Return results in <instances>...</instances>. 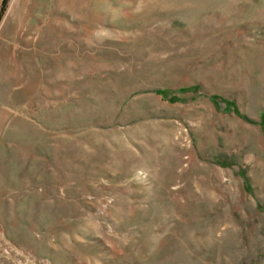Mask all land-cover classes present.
Listing matches in <instances>:
<instances>
[{
  "label": "rangeland",
  "instance_id": "rangeland-1",
  "mask_svg": "<svg viewBox=\"0 0 264 264\" xmlns=\"http://www.w3.org/2000/svg\"><path fill=\"white\" fill-rule=\"evenodd\" d=\"M45 261L264 264V0H6L0 264Z\"/></svg>",
  "mask_w": 264,
  "mask_h": 264
},
{
  "label": "trees",
  "instance_id": "trees-1",
  "mask_svg": "<svg viewBox=\"0 0 264 264\" xmlns=\"http://www.w3.org/2000/svg\"><path fill=\"white\" fill-rule=\"evenodd\" d=\"M5 5H6V0H2L1 6H0V17L3 15V11H4V8H5ZM156 94L157 95H163L164 92L158 90V91H156Z\"/></svg>",
  "mask_w": 264,
  "mask_h": 264
},
{
  "label": "built area",
  "instance_id": "built-area-1",
  "mask_svg": "<svg viewBox=\"0 0 264 264\" xmlns=\"http://www.w3.org/2000/svg\"><path fill=\"white\" fill-rule=\"evenodd\" d=\"M43 264H49L47 261H45Z\"/></svg>",
  "mask_w": 264,
  "mask_h": 264
}]
</instances>
